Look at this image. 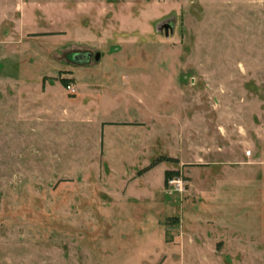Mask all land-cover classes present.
Segmentation results:
<instances>
[{"label": "rangeland", "instance_id": "1", "mask_svg": "<svg viewBox=\"0 0 264 264\" xmlns=\"http://www.w3.org/2000/svg\"><path fill=\"white\" fill-rule=\"evenodd\" d=\"M0 264H264V0H0Z\"/></svg>", "mask_w": 264, "mask_h": 264}, {"label": "built area", "instance_id": "2", "mask_svg": "<svg viewBox=\"0 0 264 264\" xmlns=\"http://www.w3.org/2000/svg\"><path fill=\"white\" fill-rule=\"evenodd\" d=\"M71 90H75L72 88ZM168 186L174 192H181L184 189V182L181 177H172L168 180Z\"/></svg>", "mask_w": 264, "mask_h": 264}, {"label": "trees", "instance_id": "3", "mask_svg": "<svg viewBox=\"0 0 264 264\" xmlns=\"http://www.w3.org/2000/svg\"><path fill=\"white\" fill-rule=\"evenodd\" d=\"M159 160L158 161L156 160V161L152 162V164H150L148 167H146L142 171L152 168L153 166H155L159 162ZM178 175H179L178 171L166 170V172H165V183H167L170 178H172L174 176H178Z\"/></svg>", "mask_w": 264, "mask_h": 264}, {"label": "water", "instance_id": "4", "mask_svg": "<svg viewBox=\"0 0 264 264\" xmlns=\"http://www.w3.org/2000/svg\"><path fill=\"white\" fill-rule=\"evenodd\" d=\"M164 27H165L166 30H167L168 25L166 24ZM100 56H101V54H100V53H97V54H96V59L99 60V59H100Z\"/></svg>", "mask_w": 264, "mask_h": 264}, {"label": "crops", "instance_id": "5", "mask_svg": "<svg viewBox=\"0 0 264 264\" xmlns=\"http://www.w3.org/2000/svg\"><path fill=\"white\" fill-rule=\"evenodd\" d=\"M152 168H153V167H152ZM150 169H151V168H150ZM148 170H149V169H148ZM144 171H147V170H144ZM144 171H140V173H141V172H144Z\"/></svg>", "mask_w": 264, "mask_h": 264}]
</instances>
